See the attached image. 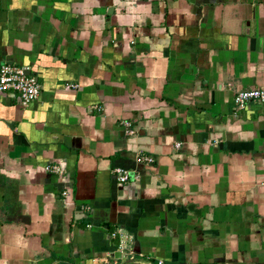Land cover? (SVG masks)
I'll return each instance as SVG.
<instances>
[{"label":"crops","instance_id":"1","mask_svg":"<svg viewBox=\"0 0 264 264\" xmlns=\"http://www.w3.org/2000/svg\"><path fill=\"white\" fill-rule=\"evenodd\" d=\"M4 64L41 88L0 94V264H129L117 230L137 264H264V103H234L264 0H0Z\"/></svg>","mask_w":264,"mask_h":264},{"label":"built area","instance_id":"2","mask_svg":"<svg viewBox=\"0 0 264 264\" xmlns=\"http://www.w3.org/2000/svg\"><path fill=\"white\" fill-rule=\"evenodd\" d=\"M40 84L36 77L27 75L26 70L22 67L15 65L4 64L0 67V94L14 93L18 96L22 105H27L35 101L40 93ZM264 103V90L263 89H247L236 93L234 103L242 108L249 103ZM126 128V134L132 135L133 131L130 129L129 122H122ZM180 145L177 144V147ZM151 157H138L137 163L144 162L151 164ZM50 173L58 174L61 172V167L58 165H50L46 167ZM114 175L117 181L121 184L127 183L130 179L129 171L125 169H115ZM111 238L116 240V250L122 260L127 262H136V257L133 252L131 243L132 237L124 230H117L111 233ZM161 264V263H159Z\"/></svg>","mask_w":264,"mask_h":264},{"label":"water","instance_id":"3","mask_svg":"<svg viewBox=\"0 0 264 264\" xmlns=\"http://www.w3.org/2000/svg\"><path fill=\"white\" fill-rule=\"evenodd\" d=\"M26 74L29 75L30 73L28 71H26ZM129 264H137V263H129Z\"/></svg>","mask_w":264,"mask_h":264},{"label":"rangeland","instance_id":"4","mask_svg":"<svg viewBox=\"0 0 264 264\" xmlns=\"http://www.w3.org/2000/svg\"><path fill=\"white\" fill-rule=\"evenodd\" d=\"M129 263H136V262H129Z\"/></svg>","mask_w":264,"mask_h":264}]
</instances>
